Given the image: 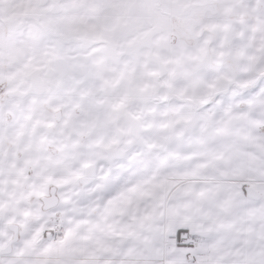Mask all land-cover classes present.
Returning <instances> with one entry per match:
<instances>
[{
  "label": "snow or ice",
  "instance_id": "snow-or-ice-1",
  "mask_svg": "<svg viewBox=\"0 0 264 264\" xmlns=\"http://www.w3.org/2000/svg\"><path fill=\"white\" fill-rule=\"evenodd\" d=\"M0 264H264V0H0Z\"/></svg>",
  "mask_w": 264,
  "mask_h": 264
}]
</instances>
